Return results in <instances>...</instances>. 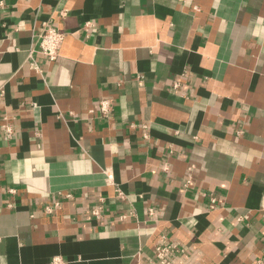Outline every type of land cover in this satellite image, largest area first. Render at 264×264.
<instances>
[{
    "label": "crops",
    "instance_id": "obj_1",
    "mask_svg": "<svg viewBox=\"0 0 264 264\" xmlns=\"http://www.w3.org/2000/svg\"><path fill=\"white\" fill-rule=\"evenodd\" d=\"M0 87V264H264V0H0Z\"/></svg>",
    "mask_w": 264,
    "mask_h": 264
},
{
    "label": "built area",
    "instance_id": "obj_2",
    "mask_svg": "<svg viewBox=\"0 0 264 264\" xmlns=\"http://www.w3.org/2000/svg\"><path fill=\"white\" fill-rule=\"evenodd\" d=\"M35 43L38 46V51L43 54L48 61H55L60 53V48L64 40V33L59 31L57 28L51 25H45L42 27L35 35ZM4 93V88L0 87V96H2ZM100 108L102 110L103 115H108L110 111L112 110V101L111 99L104 98L100 100ZM3 127L6 129L8 134H11L13 132V125L10 124L7 117H5V122L3 124ZM13 191V189H10ZM122 194V192H120ZM69 195V194H68ZM102 198L100 203L96 204L92 212L97 217H100L102 215ZM212 203L214 206L216 205V198H212ZM57 206V204H49L46 205L45 211L47 213L52 212L53 209ZM156 255L161 262V264H173V261L169 259V254L171 253H182L184 250H182L181 247H179L177 244L170 243L167 241V239H163L162 242L157 245L156 247ZM55 264H62L63 261L60 257L54 258Z\"/></svg>",
    "mask_w": 264,
    "mask_h": 264
}]
</instances>
